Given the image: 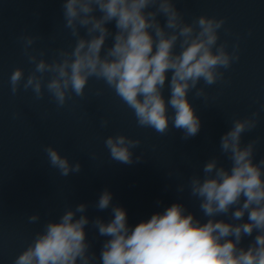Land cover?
Here are the masks:
<instances>
[{"label": "clouds", "instance_id": "9594fccd", "mask_svg": "<svg viewBox=\"0 0 264 264\" xmlns=\"http://www.w3.org/2000/svg\"><path fill=\"white\" fill-rule=\"evenodd\" d=\"M61 8L74 45L57 49L49 61L44 50L33 47L39 37L21 34L23 54L33 67L27 75L22 67L11 72L13 96L21 88L31 90L37 101L47 93L59 109L73 95L83 98L90 78H95L132 111L138 127L165 135L171 125L185 141L200 133L201 119L189 93L195 90L196 98L207 101L206 87L229 83L225 72L240 60L238 38L231 51L227 41H220L225 18L200 15L189 23L177 0H63ZM201 81L204 86L198 87ZM101 94L97 89L96 95ZM261 110L264 105L233 119L220 137V155L204 162L202 176L193 174L187 184L177 185V192L187 188L199 200L206 222L176 202L131 227L126 209L114 205L112 192L104 189L95 207L111 208L112 219L91 221L98 235L106 237L100 264H264V158L255 160L259 137L242 142L245 133L257 128ZM108 124V119L101 120V127ZM140 145V139L124 134L104 140L109 159L124 165L143 160V153L134 157ZM44 152L61 177L81 171L79 161L70 162L53 145L45 146ZM221 156L231 162L230 167L221 163ZM87 207L85 203L68 207L58 221L44 223L13 264H97L85 231L90 223ZM224 216L230 220L217 219ZM40 220L39 213L28 216L31 224ZM245 237H252L246 247Z\"/></svg>", "mask_w": 264, "mask_h": 264}]
</instances>
